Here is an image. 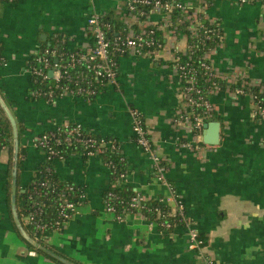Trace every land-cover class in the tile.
I'll return each mask as SVG.
<instances>
[{"label":"crops","instance_id":"crops-1","mask_svg":"<svg viewBox=\"0 0 264 264\" xmlns=\"http://www.w3.org/2000/svg\"><path fill=\"white\" fill-rule=\"evenodd\" d=\"M128 1L0 4L4 58L0 94L23 130L18 195L46 160L45 153L35 147V139L58 127L79 125L118 142L128 160L126 186L148 200L168 198L152 161L136 144L132 110H137L159 155L169 165L167 178L186 207L190 227L207 243L200 250H190L186 228L162 231L141 216L117 222L104 204L111 180L108 167L99 155L87 160L74 155L54 165L61 181L86 187L87 202L42 246L75 264H264V122L254 118L248 97L236 98L223 90L211 97L220 119L212 122L221 124L219 146L205 145L203 134L195 138L180 116L186 106L174 70L176 56L187 50L188 37L173 36L164 15L151 16L153 25L161 29L163 48L154 55L120 57L118 86L105 88L91 101L65 96L51 103L32 96L34 61L45 46L60 38L71 51L85 48L89 17L98 12L123 22ZM180 1L191 6L195 15L221 25L223 38L208 53L220 77L233 80L241 76L264 83L263 2ZM9 151L0 152V264H61L30 245L14 222L11 195L10 203L8 199Z\"/></svg>","mask_w":264,"mask_h":264},{"label":"built area","instance_id":"built-area-1","mask_svg":"<svg viewBox=\"0 0 264 264\" xmlns=\"http://www.w3.org/2000/svg\"><path fill=\"white\" fill-rule=\"evenodd\" d=\"M92 3H96L99 0H90ZM242 4L263 2L264 0H240ZM145 9H148L145 10ZM180 12L181 17L178 20V25L173 23L174 12ZM162 14L165 18V25L169 28L173 36H178L183 33L180 32L179 27L185 24L188 25L187 31L190 32L191 39L195 40L200 38L204 34V39L211 40L213 37H218L222 40L223 33L219 23H213L204 18V16H197L193 13L191 6L181 2L180 0H129L126 5V15L123 19V24L126 27L125 35H117L115 38L110 36L111 26L105 22L106 14L94 12L88 19L86 26V34L89 39V43L85 48L72 51L64 56L65 63H62L57 59V51L46 50L42 57H37L36 62L39 64V68L32 69L33 77L36 78L35 84L41 79L53 80L54 87H49L46 92L33 91L32 96L37 99H48L54 102L56 99L72 96L84 98L89 101L100 95L105 88L109 86H118L119 84V59L123 56H144L154 55L163 48V37L161 35L160 27L153 25L151 22V16L153 14ZM205 21L208 22V26L205 25ZM207 26V27H206ZM135 27H138L139 31ZM202 31L204 33L202 34ZM222 33V34H221ZM201 43L195 42L189 45L185 52H180L174 61V70L180 80L181 94L184 99L186 111L180 113V116L185 121L191 132L196 139L202 137L204 131V125L210 123L213 117L215 109L211 103V97L222 91L221 85L214 84V87L210 88L206 92L198 86L196 71L192 68L191 59L188 56L187 61H182V56H187L188 52H194V49H198ZM1 60V59H0ZM58 60V63L55 61ZM203 60H208L209 63ZM200 64L201 69L205 72L208 81L218 79L226 82L227 91L231 92L238 97H248L251 100L254 111V118L259 122H264V83L251 81L247 78H241L236 76L235 79L229 80L220 77L211 61L208 58V54L203 57ZM50 71H53V77H49ZM34 79V78H33ZM64 83V87L61 84ZM234 91L230 88L234 85H239ZM63 87V88H62ZM62 88V89H61ZM257 89L258 95L252 93L250 89ZM61 93L56 96L55 91L59 90ZM197 111H202L203 115H197ZM133 115V131L136 144L142 150V152L152 161L156 179L167 189L169 197H162L160 201L172 208V217H177L186 226L188 235V247L190 250L197 251L203 248L207 243V240L203 238L194 228H191L190 219L186 213V207L181 201L178 195L176 187L168 180L167 174L169 172V165L164 160L155 148L153 139L146 126L143 115L137 111L132 110ZM212 122V121H211ZM66 125L65 127H68ZM76 127L65 133V139H62L57 131L61 127L56 128L54 131L37 137L34 141L35 147L47 149L48 153L46 159L55 160L56 162H63L67 159L58 156L51 146V142H55L56 145H61L66 142L69 146L75 143H82L90 148H97V141L93 138H85L82 134V127L75 125ZM114 146L113 143L103 139L100 147ZM98 155L95 152H90L89 156ZM126 175L122 176L125 180ZM33 183V182H32ZM40 187L47 188L50 185L47 182L39 184ZM137 193V192H136ZM112 197V194L109 195ZM64 199V204L61 207V220L54 225L55 231L62 230L67 223H69L77 214V205L69 202L65 195L61 196ZM87 199V196L86 198ZM149 201L141 194L137 193L136 197L131 202V208L140 210L142 205ZM170 203H173L172 207ZM106 212L115 215L117 222H124L127 218L123 215L116 214L112 207H106ZM42 214L41 208H36L29 216L28 221L37 225L38 230L42 233L51 228V225L41 224L39 218ZM137 216H141L145 219L142 213H138ZM167 230L172 228L169 224H163ZM54 231V232H55ZM207 264H215L209 261Z\"/></svg>","mask_w":264,"mask_h":264},{"label":"trees","instance_id":"trees-1","mask_svg":"<svg viewBox=\"0 0 264 264\" xmlns=\"http://www.w3.org/2000/svg\"><path fill=\"white\" fill-rule=\"evenodd\" d=\"M20 0H0V4H17ZM172 1V0H166ZM211 1V0H210ZM212 2V1H211ZM148 11V9H145ZM180 12L176 11L173 14V23L178 25V20L180 19ZM105 22L111 26L110 36L115 38L117 35H125L126 27L122 23V21H117L112 15L107 14L105 17ZM205 25L208 26V22L205 21ZM206 26V27H207ZM136 30L139 31L138 27H135ZM188 25L185 24L180 26V32L185 34L188 37L189 45L193 43H201L198 49H194V52H188L187 56H182V61H187L188 56L192 57L190 60L192 68L196 71V78L198 82V86L203 89L205 92L210 88L214 87L215 83L221 85L222 91L227 89V84L224 81L213 79L208 81L207 76L204 74L205 72L201 69V62L203 57L207 55L209 52L214 50L221 42V39L218 37H213L211 40L204 39V31H202L203 36L195 40L191 39L190 32L187 31ZM222 34V33H221ZM60 38L58 42H53L48 46L43 48L42 54L39 57L43 56L46 50L57 51L58 57L57 59L62 63H65L64 56L72 52L71 50L64 47L62 43H60ZM163 42V40H162ZM0 66L4 63V58L0 52ZM36 60V59H35ZM209 63L208 60H203ZM39 64L34 61L33 68L38 67ZM34 81L36 80L35 77ZM55 83L53 80H39L35 84V88L33 91H43L46 92L49 90V87H54ZM64 87V83L61 84ZM239 85H234L230 89L234 91ZM62 87V88H63ZM61 88V89H62ZM250 91L256 95H258L257 89H250ZM61 93L60 89L55 91L56 96ZM47 97L46 101L51 102ZM197 115H203L202 111H197ZM220 120L217 116V113H213V117L210 120L215 121ZM75 125H69L68 127H61L57 134L65 139V133L69 130L74 129ZM19 136H22V126L18 124ZM82 134L85 138H93L97 141V148H90L82 143H75L69 146L63 140V144L56 145L55 142H51L50 146L59 153L58 156L61 158L69 159L71 156L79 155L83 157V159L90 158L89 153L95 152L98 154L105 165L108 167L110 172V188L104 194V204L106 207H112L116 214L123 215L126 218L129 216H137L138 213H142L145 217V220L151 223H154L158 226V228L162 231L171 232L176 227H185L186 225L180 221L177 217H172L170 214L172 213V208L168 205L163 204L160 199H151L142 205L140 210H136L131 208V202L134 197H136L137 193L133 190L132 187L126 186L124 184V180L122 179L123 175H127V164L128 160L126 157L120 152L119 144L114 139H106L113 143L114 146H105L100 147L103 139L101 136L89 133L82 127ZM10 151V161H9V184H8V199L10 203V195H11V173H12V159H13V128L6 117L5 113L0 108V152L6 149ZM43 153H48L47 149L40 147L39 149ZM21 152V151H20ZM23 154V151L21 152ZM20 153V154H21ZM55 160L46 159L45 162L38 168L36 176L29 184V186L20 192L18 195V213L20 219L25 227L27 233L39 242L41 245L47 246L50 235L55 231L54 225L56 222L60 221L61 218V207L64 204V199H61L62 195H65L66 199L77 205L78 207L86 204L87 199V189L86 187H82L76 185L74 183H66L59 179L57 170L55 167ZM23 169V162L19 159V172ZM42 182H47L50 186L47 188L40 187L39 184ZM112 194V197L109 195ZM10 205V204H9ZM42 209V214L38 219L41 224L51 225V228L42 233L38 230L37 225L30 223L28 221L29 216L36 208ZM187 213V210H186ZM163 224H169L172 226L170 230L162 227ZM206 245V244H205ZM204 245V246H205ZM203 246V247H204ZM32 248V247H30ZM33 249V248H32Z\"/></svg>","mask_w":264,"mask_h":264},{"label":"water","instance_id":"water-1","mask_svg":"<svg viewBox=\"0 0 264 264\" xmlns=\"http://www.w3.org/2000/svg\"><path fill=\"white\" fill-rule=\"evenodd\" d=\"M58 63V60L55 61ZM53 71H50L49 77H53ZM0 107L5 113L6 117L8 118L12 128H13V171H12V192H11V207H12V214L14 218V222L22 235V237L34 248L46 253L48 256L52 257L56 261L60 262L61 264H75L71 261L60 257L56 253L52 252L51 250L47 249L46 247L42 246L39 242L35 239L30 237L26 232L23 223L20 219L18 213V167H19V156H20V138H19V130L17 121L9 109L7 103L4 101L3 97L0 94ZM221 139V124L218 122H211L204 125V132H203V143L207 146H219Z\"/></svg>","mask_w":264,"mask_h":264}]
</instances>
